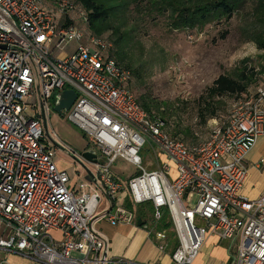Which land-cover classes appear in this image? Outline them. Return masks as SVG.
Segmentation results:
<instances>
[{"label": "built area", "instance_id": "2783aa9c", "mask_svg": "<svg viewBox=\"0 0 264 264\" xmlns=\"http://www.w3.org/2000/svg\"><path fill=\"white\" fill-rule=\"evenodd\" d=\"M64 15L74 24L60 25ZM86 21V11L71 0H0V224L6 231L0 249L34 264H141L111 255L93 228L107 198L112 225L137 224L146 202L161 222L166 208L171 228L157 237L174 238V264H194L208 235L237 239L232 264H264V195L251 199L242 191L248 157L264 136V85L236 101L207 140L188 145L142 108L127 87L131 72L106 55L111 44L87 32ZM256 70L264 76V63ZM68 89L76 99L64 111L101 157L89 161L59 143L92 165L100 192L69 188L47 138L51 106ZM143 149L153 154L155 169ZM119 158L137 171L126 184L111 173Z\"/></svg>", "mask_w": 264, "mask_h": 264}, {"label": "rangeland", "instance_id": "374dc122", "mask_svg": "<svg viewBox=\"0 0 264 264\" xmlns=\"http://www.w3.org/2000/svg\"><path fill=\"white\" fill-rule=\"evenodd\" d=\"M74 16L77 17L76 13ZM79 21L80 17L76 22ZM240 25L239 17L233 15L228 20L208 24L202 30L177 31L170 30L165 20L160 18L155 24L146 26V29L142 26V31H137L130 42L129 51L134 57V69L140 73V79L133 76L132 80L131 87L135 95L138 97L144 95L155 103H162L160 109L164 112L169 129L172 132H179L188 145L207 140L211 131L217 127V122L229 117L236 101L244 95L254 93L258 86L264 85L262 75L258 76L257 83L250 85L244 93L216 97L211 101L212 107L216 109V116L209 118L206 123L200 119L199 110L204 98L220 75L231 74L236 68L245 65L255 69L263 66V54L253 42H245L241 38ZM245 59L248 60L246 64L243 63ZM68 114V111L59 114L54 110V104L51 106L47 122L50 137L47 135V138L58 143L63 142L83 154L91 150L87 149L88 137L68 118ZM56 148L55 161L66 168L65 171L70 176L69 188L75 192L99 191L93 181L85 178V167L94 172L92 165L70 157L58 146ZM96 152L101 157L100 151ZM142 156L149 162L147 164L149 168L155 169L158 166L154 162L153 154L150 155L147 149L142 150ZM159 157L161 161L167 160L163 154H159ZM260 157H264V153L261 152ZM259 167L264 171V163H260ZM134 172L137 173L136 168L120 158L111 166V173L122 180H127L128 175ZM257 180L255 183L250 181L242 190L251 198L264 195V176H257ZM86 182L88 187L85 186ZM106 207L107 203H103L100 211ZM162 210L168 214L166 208ZM139 213L147 223L145 230L150 240L158 248L163 246L162 254L171 255L175 249L174 238L167 241L157 237V232L163 229L161 222L154 220L153 204L146 202L140 205ZM52 234L62 238V233ZM5 235L6 231L4 232V227L0 224V237ZM207 237L198 256V263L208 264L213 260L214 264H232L236 258L237 239L218 238V242L221 243L216 244L213 243L211 235ZM2 260H6L8 264H34L29 259L0 249V261Z\"/></svg>", "mask_w": 264, "mask_h": 264}, {"label": "trees", "instance_id": "16d2710c", "mask_svg": "<svg viewBox=\"0 0 264 264\" xmlns=\"http://www.w3.org/2000/svg\"><path fill=\"white\" fill-rule=\"evenodd\" d=\"M86 11L85 29L92 35L106 39L111 46L106 51L109 58L114 59L121 67L131 72L127 85L131 92L133 76L140 79V73L134 69V57L130 42L142 26L155 24L163 18L170 30H202L208 24L221 22L237 15L240 19V35L245 42H253L258 50L264 52V0H71ZM68 15L62 16L60 25L74 22ZM67 23H63V22ZM63 23V24H61ZM110 33V35H106ZM248 60H243L247 63ZM262 69V67H261ZM261 71L247 65L238 67L231 74L220 75L209 88L207 97L200 107V119L206 123L216 116V109L211 101L218 96L235 95L247 91L250 85L257 83ZM139 104L151 116L159 117L166 123L167 130L180 139L185 138L177 131H171L161 111L162 103H155L141 95ZM211 106V107H210ZM218 120L217 118H215ZM199 142V141H198ZM196 142V143H198ZM187 143V142H186ZM194 143V144H196ZM193 145V144H192ZM140 218H143L140 216ZM162 228H171L169 215L164 213L161 220Z\"/></svg>", "mask_w": 264, "mask_h": 264}, {"label": "crops", "instance_id": "0c3cea01", "mask_svg": "<svg viewBox=\"0 0 264 264\" xmlns=\"http://www.w3.org/2000/svg\"><path fill=\"white\" fill-rule=\"evenodd\" d=\"M264 56V52L261 51ZM264 59V58H263ZM89 146V145H88ZM87 149H94L92 146H89ZM264 153V136L260 137L257 145L252 150L248 157V165H249V175L248 179L243 187V189L247 186V184L251 182H257V176H264V171L260 170V163H264V157H260V153ZM90 164V163H89ZM57 166L65 170L66 168L57 163ZM90 169V168H89ZM90 171L93 173L92 169ZM95 171V170H94ZM87 175V172L85 170ZM128 175V179L134 175ZM114 179L123 184H126L127 180H122L114 173H112ZM255 177V178H254ZM86 178V177H85ZM92 182V181H90ZM85 186L88 187V183H85ZM97 187V186H96ZM125 189V185H124ZM121 194V198L126 201V205L131 207L130 197L126 191ZM84 192V191H81ZM244 193V192H243ZM246 196L251 198L248 194L244 193ZM254 199V198H251ZM103 203H107V207L100 211V214L93 221V228L108 242V251L113 256L124 257L134 263L141 264H174L171 260V255L162 254L161 248L156 246L149 238L148 232L145 230V227H140L138 224L128 225V224H117L112 225L107 216L106 212L108 210V200L105 198ZM102 203V204H103ZM208 238V237H207ZM213 239V243H221L218 242V236L211 235ZM194 264L198 263V257L196 258ZM208 264H214L213 260H210Z\"/></svg>", "mask_w": 264, "mask_h": 264}, {"label": "water", "instance_id": "95a60500", "mask_svg": "<svg viewBox=\"0 0 264 264\" xmlns=\"http://www.w3.org/2000/svg\"><path fill=\"white\" fill-rule=\"evenodd\" d=\"M75 99H76V92L74 90L68 89V90L62 91L56 97V102L54 104V110L56 112H58L59 114H62V112L64 110L70 109V107L73 104V102L75 101ZM45 130L48 133L47 124H45ZM54 145L58 146L60 149L63 150V146L60 143L54 141ZM83 154L87 160L96 161L97 152L95 149L88 150V151L84 152ZM85 170L87 172L86 179L88 181H91L94 178L93 173L87 167H85ZM137 224L140 227L146 228V226H147L145 221L140 217L137 221Z\"/></svg>", "mask_w": 264, "mask_h": 264}]
</instances>
